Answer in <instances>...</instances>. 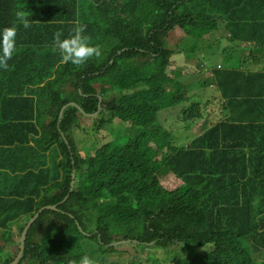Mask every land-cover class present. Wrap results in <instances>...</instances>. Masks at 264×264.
<instances>
[{"label":"trees","instance_id":"obj_1","mask_svg":"<svg viewBox=\"0 0 264 264\" xmlns=\"http://www.w3.org/2000/svg\"><path fill=\"white\" fill-rule=\"evenodd\" d=\"M261 3L0 0V41L4 28H17L9 67L0 68V137L10 138L0 141L9 158L0 168L11 167L14 159L30 160L20 168L27 190L13 185L7 192L18 201V211L11 221H0V243L5 242L0 263L16 258V238L29 219L42 207L58 205L59 211H43L28 229L19 264H71L85 255L93 258L96 249L108 263L126 264L125 246L149 254L144 262L129 257L128 264H264V96L258 94L264 71L245 77L219 66L215 76L222 77L225 93L212 97L203 70L193 64L168 69L174 52L166 45L175 29L202 38L219 30V20L229 44L254 38L238 28L243 22L264 24V12L257 18L240 9L255 13ZM18 13L34 22L30 28L19 24ZM77 26H85L82 35L102 51L79 67L63 63L53 45L55 32L68 38ZM98 97L95 116L68 107L58 126L64 105L75 102L94 114ZM246 100L262 118L239 115ZM214 107L229 118L207 125ZM170 113L181 114L186 141H171L174 133L158 125L159 115L165 120ZM83 118H92L95 136L116 119L145 128L130 142L99 146V138L96 147L87 142L81 155L75 141L85 139ZM167 173L181 185L167 189ZM20 216L25 220L11 235L7 227ZM122 240L138 243L110 247ZM6 246H16V253Z\"/></svg>","mask_w":264,"mask_h":264},{"label":"rangeland","instance_id":"obj_2","mask_svg":"<svg viewBox=\"0 0 264 264\" xmlns=\"http://www.w3.org/2000/svg\"><path fill=\"white\" fill-rule=\"evenodd\" d=\"M229 0H226V5ZM264 2V1H262ZM243 10L240 9V13ZM220 23V28L222 25H225V22L223 20H219ZM177 30L175 29L170 32L169 37H168V44L166 43L167 47H171V49L174 52L173 56V65L169 66V70L173 73L176 69H185L186 67L189 66V64L195 65L200 70H204V65H208L209 67H214L217 65V61L214 58V55L219 54V51H230L231 46L228 43L227 37L224 34L222 30L220 31H215L211 34H206L202 38L196 37V36H189V35H184L178 42L177 38L175 37L174 44L173 43V36L174 34H177ZM226 34L228 36L229 33L226 31ZM261 35L257 34L254 38L250 37L249 39H256L257 41L260 42ZM257 41H251L249 44H247V48L249 49V52H252L253 50L256 49L257 47ZM256 45V46H255ZM208 59V62H205V60ZM238 64L240 65V62L237 61ZM117 93H120V90L117 91ZM174 93L176 91L174 90ZM171 100V99H170ZM203 103L201 100H191L189 103ZM192 117V115H189ZM181 114H176V113H170L167 117V119L162 120L160 115L158 117V125L161 126L162 130H167L169 132H173L174 134L171 135L170 139L178 141L180 139L186 141L187 139V131L183 129V119L181 120ZM92 118H83L82 123L86 125L85 133L81 132V136L85 137L83 140L81 137L78 136L79 141H75V148L80 151V154H82V149H86L85 146H90V144H87V142H91L93 146L96 147V142L97 139L102 138L103 141L99 143L100 145H103L105 143L111 142L113 140H118L119 142H130L131 136L132 135H137L142 129L145 128V126H138V125H132V123L128 122H122L118 119L114 121L112 125L107 126L106 130H100L99 131V136H95L93 131H92ZM207 125H209V119L207 120ZM204 123L203 121H200L198 125H201ZM202 133V132H201ZM199 133V134H201ZM197 134V135H199ZM152 145V144H151ZM180 146V145H179ZM87 149H93V148H87ZM165 180L163 184L166 186V188L173 190L176 189L181 185V181L172 173H167L165 176ZM19 240V238H16ZM88 246H90V242H86ZM0 245L3 247L5 246V242H1ZM7 247V246H6ZM155 247V246H154ZM16 246H9L7 247V251L11 253H16ZM153 249V248H150ZM121 250H124L125 252H128L130 255L125 256V262L128 264L129 262V257L133 259L134 257L136 260H141L143 259V262L145 259L148 258L149 254L144 253L143 251L137 250L133 248L132 246H125L122 247ZM157 250H153L152 252H155ZM158 252V251H157ZM100 252L98 249H96L95 252H93L91 255L93 256L94 259L99 260L100 263L104 264H110L108 263L107 258L103 259V255L99 254ZM156 253V252H155ZM150 263L154 262V260L149 261ZM148 262V263H149ZM134 264V262L132 263ZM135 264H137L135 262Z\"/></svg>","mask_w":264,"mask_h":264},{"label":"crops","instance_id":"obj_3","mask_svg":"<svg viewBox=\"0 0 264 264\" xmlns=\"http://www.w3.org/2000/svg\"><path fill=\"white\" fill-rule=\"evenodd\" d=\"M264 1V0H262ZM264 2L261 3L259 10L255 13L248 12L246 10H243L241 14H246L249 13L250 16L252 17H261V15L264 12ZM222 30L224 34L227 37V40L230 38L226 34V27L225 25H222L221 28L219 27L220 31ZM238 31L240 32V35L243 33L245 35H257L260 34L261 38L260 40L264 37V24H251L249 22H243L241 26L238 28ZM185 33L178 29L177 34H174L173 36V43L175 40V37L177 38V42L184 37ZM236 39V38H234ZM251 41H257L256 39H237L233 42H230L231 50L228 52L226 51H219V54L214 55L215 60L217 61V65L214 67H209L208 65H204V70L202 72V79L205 82V85L212 88V97L213 96H218L219 93H221V96L225 91H223L222 88L219 86V82L221 78H218L215 76V69H217L219 66H222L226 70H231L236 73H242L245 75V77H250L251 74L256 73V72H261L264 71V44L260 43L257 41V47L255 50L252 52H249V49L247 48V44H249ZM176 44V43H174ZM256 46V45H255ZM240 62V65L238 62ZM205 62H208V59L205 60ZM173 65V62H172ZM171 65V66H172ZM229 68V69H228ZM248 90V89H247ZM229 91V90H227ZM250 92H255V90H249ZM260 97L264 96V90L258 92ZM220 100V99H219ZM219 100H215L214 103H222L219 102ZM222 104H220V107ZM243 108L241 110V113L239 115H253V119H260L262 118L261 115L262 113L259 112V110L252 108V105L249 100L244 101L241 105ZM221 109H224L221 108ZM214 113L212 112V116L209 117V125L210 124H215L217 122H220L221 120L227 119V115L221 114L219 112V108H212ZM1 140H10V138L7 137H0ZM6 148L3 144H0V163H5L9 158L4 157L3 155V149ZM9 148V147H8ZM11 149L14 150L15 146L10 147ZM22 148H25V146H22ZM26 162H30L29 159L27 160H16L14 159L13 161L10 162L11 167L9 168H0V173L5 174V176L0 175V221H11L12 218L11 216L15 215L16 212L18 211L17 206H18V201L15 199L9 200L12 197V194H7V192L11 191L13 189V185L17 187L18 191H26L28 188V185L26 181L20 176L21 171L20 168L25 164ZM44 167V166H43ZM42 167V168H43ZM15 169V170H13ZM44 183V179L39 180V184L42 185ZM4 191H6L4 193ZM12 201V202H10ZM25 218L23 216L18 217L15 221L11 222L8 227L7 231L12 234H16L18 231V227L21 224L22 221H24ZM12 225V226H11ZM1 230V228H0Z\"/></svg>","mask_w":264,"mask_h":264},{"label":"clouds","instance_id":"obj_4","mask_svg":"<svg viewBox=\"0 0 264 264\" xmlns=\"http://www.w3.org/2000/svg\"><path fill=\"white\" fill-rule=\"evenodd\" d=\"M17 18L19 24H21L25 29L30 28L32 23H34L29 22V19L23 13H18ZM84 31L85 26H77L73 29V32L69 35V37L64 39H61V37L63 36L62 32L57 31L54 33L53 45L55 49L59 50L61 54V61L63 63L71 62L73 65L79 67L86 64L87 61L93 57H101V48L98 45H91L88 42V38L82 35ZM16 34V26L6 27L2 31V41H0V49H2V54H0V68L2 69L7 70V68L9 67L7 62L12 59L13 54L16 50ZM71 264H96V260L85 255L81 257L78 262L72 261Z\"/></svg>","mask_w":264,"mask_h":264},{"label":"water","instance_id":"obj_5","mask_svg":"<svg viewBox=\"0 0 264 264\" xmlns=\"http://www.w3.org/2000/svg\"><path fill=\"white\" fill-rule=\"evenodd\" d=\"M99 98V103H98V110L96 113L94 114H88L85 112V110L79 106L77 103L75 102H70L66 105H64L60 111V114H59V121H58V126H60V122H61V118L64 114V111L65 109H67L68 107H75L79 110V112L86 116V117H93L95 116L98 111L100 110V97ZM64 139L66 140V138L64 137ZM74 186H75V170L73 171L72 173V182H71V186H70V192H73L74 191ZM68 198V196L65 198V200L62 201V203L64 201H66ZM45 210H54V211H59L58 209V205H53V206H45V207H42L39 211H37L36 214H34V216L29 219V221L26 223L25 227L23 228L20 236H19V240H18V252H17V256L16 258L14 259V261L11 263V264H19V262L21 261L22 257H23V254H24V250H25V240H26V234L28 232V229L30 228V226L32 225V223L35 221V219L39 218L40 214L45 211ZM79 225V223H77ZM81 230V228H80ZM132 243H138L136 242V240H122V242H118V243H114L112 245H110V247H119V246H122V245H128V244H132ZM154 243L150 244V245H153ZM1 264V263H0Z\"/></svg>","mask_w":264,"mask_h":264}]
</instances>
